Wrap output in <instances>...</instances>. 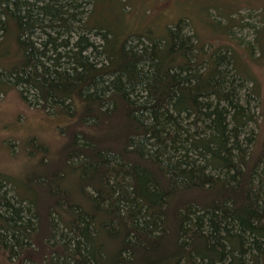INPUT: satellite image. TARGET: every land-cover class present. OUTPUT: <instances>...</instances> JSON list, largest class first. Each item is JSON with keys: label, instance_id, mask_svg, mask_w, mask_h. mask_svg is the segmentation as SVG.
Wrapping results in <instances>:
<instances>
[{"label": "trees", "instance_id": "obj_1", "mask_svg": "<svg viewBox=\"0 0 264 264\" xmlns=\"http://www.w3.org/2000/svg\"><path fill=\"white\" fill-rule=\"evenodd\" d=\"M108 1L113 24L97 1L84 20L79 0H0V95L69 120L56 155L0 173V263L264 264L261 97L242 57L185 21L132 29Z\"/></svg>", "mask_w": 264, "mask_h": 264}, {"label": "rangeland", "instance_id": "obj_2", "mask_svg": "<svg viewBox=\"0 0 264 264\" xmlns=\"http://www.w3.org/2000/svg\"><path fill=\"white\" fill-rule=\"evenodd\" d=\"M95 1L105 5L97 8V19L113 24L116 14L107 0H79L80 17L84 20L89 17ZM116 3L125 8V19L132 29L151 28V25L164 29L185 21L190 25L186 33L195 34L207 44L208 51L219 47L235 50L242 57L237 61L239 71L249 75L260 94V104L256 101L253 104L256 125L260 128H254L264 137V0H118ZM91 39L99 43L95 36ZM252 85L247 84L249 89ZM68 123L69 120L55 117L50 111L29 107L15 90L0 95V173L19 178L35 168L46 153L56 155L65 142L60 129ZM3 191L15 195L10 186Z\"/></svg>", "mask_w": 264, "mask_h": 264}]
</instances>
